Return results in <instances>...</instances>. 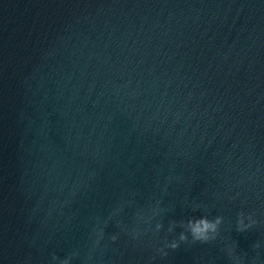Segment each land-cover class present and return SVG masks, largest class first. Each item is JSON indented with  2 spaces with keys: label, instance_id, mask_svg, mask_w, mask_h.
Wrapping results in <instances>:
<instances>
[{
  "label": "water",
  "instance_id": "water-1",
  "mask_svg": "<svg viewBox=\"0 0 264 264\" xmlns=\"http://www.w3.org/2000/svg\"><path fill=\"white\" fill-rule=\"evenodd\" d=\"M73 253L264 264V0H0V264Z\"/></svg>",
  "mask_w": 264,
  "mask_h": 264
},
{
  "label": "clouds",
  "instance_id": "clouds-1",
  "mask_svg": "<svg viewBox=\"0 0 264 264\" xmlns=\"http://www.w3.org/2000/svg\"><path fill=\"white\" fill-rule=\"evenodd\" d=\"M155 215V213H153ZM143 219V217H141ZM151 217H149V220ZM224 222V218L222 216H216L213 219H210L208 216H200V217H192L187 221H181L179 224L176 222H172L169 224L167 231L169 233L175 232L177 227L183 229L179 233L178 239H174L171 241L165 240L163 245L156 249V252L159 254L161 259L168 256V250H176L180 247L181 242H187L189 240V236L191 237L192 241L196 242H208L215 240L220 232V227ZM106 223V221H105ZM257 221L253 219L251 214H245L244 212H240L237 215L236 225L237 230L239 232H245L248 229L252 228ZM163 228V225L157 223L155 225L156 232H159ZM100 235L103 236V228H100ZM113 241L117 239L116 235L111 237ZM229 255L233 256V250H228ZM75 253L60 259L58 256H52V264H72V259ZM234 259H236L233 256ZM237 264H240V261L237 259Z\"/></svg>",
  "mask_w": 264,
  "mask_h": 264
}]
</instances>
